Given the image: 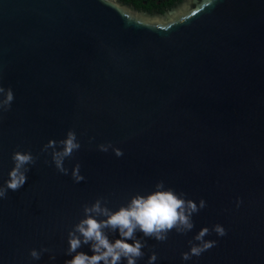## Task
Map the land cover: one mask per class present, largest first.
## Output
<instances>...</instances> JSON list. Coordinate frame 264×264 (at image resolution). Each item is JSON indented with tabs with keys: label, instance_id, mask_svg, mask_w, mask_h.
<instances>
[{
	"label": "water",
	"instance_id": "95a60500",
	"mask_svg": "<svg viewBox=\"0 0 264 264\" xmlns=\"http://www.w3.org/2000/svg\"><path fill=\"white\" fill-rule=\"evenodd\" d=\"M0 85L14 94L0 118V185L13 152L39 156L0 200V264H64L82 205L104 197L115 211L158 181L206 207L186 235L147 239L137 264L153 251L155 264H264V0H182L163 14L118 0H0ZM69 130L81 148L62 175L41 149ZM109 143L123 156L98 151ZM217 224L227 234L204 238L216 246L182 261ZM41 248L51 251L32 260Z\"/></svg>",
	"mask_w": 264,
	"mask_h": 264
},
{
	"label": "clouds",
	"instance_id": "9594fccd",
	"mask_svg": "<svg viewBox=\"0 0 264 264\" xmlns=\"http://www.w3.org/2000/svg\"><path fill=\"white\" fill-rule=\"evenodd\" d=\"M13 101L14 94L11 88L6 89L0 85V118L3 113L11 110ZM80 148L76 133L69 130L63 140H49L42 147L41 153L50 154L51 163L58 173L69 175L64 162ZM109 149L115 157L123 156L122 150L110 143L98 145L100 152L107 153ZM38 159L39 156H33L30 151L13 152L11 156L13 167L8 172V179L0 185V200L7 198L9 191L16 192L24 186L30 166L35 165ZM80 168L81 165L77 163L71 169V179L75 183L85 180L80 174ZM185 197V193L165 188L164 182L158 181L153 191L146 195H133L126 205L115 211L107 206L109 202L104 197L97 198L91 204L82 205L83 219L67 232L68 246L65 255L71 256L72 259L66 260L64 264H137L145 255L143 249L147 247V239L164 243L172 231L178 235H186L192 231L194 228L192 217L206 207V202L201 199L197 204ZM239 204L238 200L237 207ZM137 233L142 234L144 239L138 238ZM212 233L217 237L227 234L219 224L214 225L211 230L207 227L200 229L193 239L188 241L189 250L181 253V260L189 261L215 247L217 243L215 240L204 239ZM110 234H118L119 239L111 240ZM129 240L132 243H128ZM84 246L89 247L92 255L78 251ZM50 251L48 248H41L39 251L32 249L29 256L32 260H39L43 253ZM49 258L54 260L55 256ZM157 258L153 251L147 264H155Z\"/></svg>",
	"mask_w": 264,
	"mask_h": 264
},
{
	"label": "trees",
	"instance_id": "16d2710c",
	"mask_svg": "<svg viewBox=\"0 0 264 264\" xmlns=\"http://www.w3.org/2000/svg\"><path fill=\"white\" fill-rule=\"evenodd\" d=\"M127 5H132L138 11H143L148 14H163L175 7L182 0H118Z\"/></svg>",
	"mask_w": 264,
	"mask_h": 264
}]
</instances>
